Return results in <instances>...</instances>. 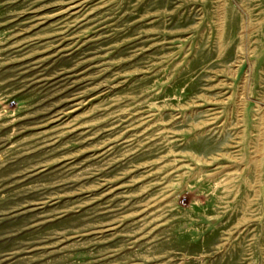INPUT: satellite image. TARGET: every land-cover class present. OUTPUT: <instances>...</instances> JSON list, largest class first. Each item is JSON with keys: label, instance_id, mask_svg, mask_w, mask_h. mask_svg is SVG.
<instances>
[{"label": "rangeland", "instance_id": "obj_1", "mask_svg": "<svg viewBox=\"0 0 264 264\" xmlns=\"http://www.w3.org/2000/svg\"><path fill=\"white\" fill-rule=\"evenodd\" d=\"M0 264H264V0H0Z\"/></svg>", "mask_w": 264, "mask_h": 264}]
</instances>
